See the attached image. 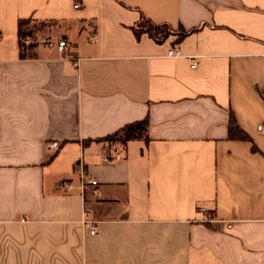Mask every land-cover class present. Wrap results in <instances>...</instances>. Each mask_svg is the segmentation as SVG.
<instances>
[{
	"label": "crops",
	"instance_id": "1",
	"mask_svg": "<svg viewBox=\"0 0 264 264\" xmlns=\"http://www.w3.org/2000/svg\"><path fill=\"white\" fill-rule=\"evenodd\" d=\"M260 124L264 0H0V264H264Z\"/></svg>",
	"mask_w": 264,
	"mask_h": 264
},
{
	"label": "trees",
	"instance_id": "2",
	"mask_svg": "<svg viewBox=\"0 0 264 264\" xmlns=\"http://www.w3.org/2000/svg\"><path fill=\"white\" fill-rule=\"evenodd\" d=\"M32 23L31 19H23L18 21V38L19 42L22 44L24 37L29 36L32 32L30 25ZM135 36L138 38L142 34H147L156 42H162L171 35L177 36V42H179L184 36L189 32L184 30H173L168 25H154L145 18H141L140 21L133 27ZM146 128L147 120L138 121L129 125L124 126L117 132L105 137L102 141L104 142H121L126 143L130 140L136 139H146ZM228 133L229 138L238 140H248L249 137L238 128L232 115L229 117L228 122Z\"/></svg>",
	"mask_w": 264,
	"mask_h": 264
},
{
	"label": "built area",
	"instance_id": "3",
	"mask_svg": "<svg viewBox=\"0 0 264 264\" xmlns=\"http://www.w3.org/2000/svg\"><path fill=\"white\" fill-rule=\"evenodd\" d=\"M81 7V5L79 4V3H75L74 5H73V8L74 9H79ZM57 47H58V49L59 50H64L65 49V47H66V43H65V41H59L58 43H57ZM168 57H172V58H174V57H177V56H179V54H178V52L177 51H175V50H172V51H169L168 52V55H167ZM192 67H195V64H193L192 65ZM257 131H259V132H261V133H264V124H260V125H258L257 126ZM52 147H56L57 146V144L56 143H53L52 145H51ZM118 158V157H117ZM105 161H107V160H105ZM89 184L90 185H92V186H95L96 185V181H93V180H90L89 181ZM70 188H68V190H69ZM93 193L94 194H97V190H93ZM97 225H95V224H93V223H91V224H89V228H88V233H89V235H95L96 233H97Z\"/></svg>",
	"mask_w": 264,
	"mask_h": 264
},
{
	"label": "rangeland",
	"instance_id": "4",
	"mask_svg": "<svg viewBox=\"0 0 264 264\" xmlns=\"http://www.w3.org/2000/svg\"><path fill=\"white\" fill-rule=\"evenodd\" d=\"M51 26L48 25V23L40 24H32L30 25V28L33 32V36L30 37L26 43H37V44H42L45 45V43L49 40V34L51 32L50 28ZM28 44H24L25 46Z\"/></svg>",
	"mask_w": 264,
	"mask_h": 264
}]
</instances>
